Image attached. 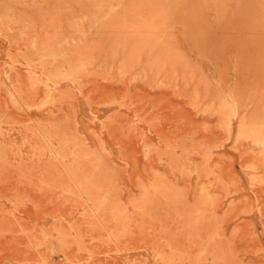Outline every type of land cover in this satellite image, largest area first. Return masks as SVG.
<instances>
[{
  "label": "rangeland",
  "instance_id": "374dc122",
  "mask_svg": "<svg viewBox=\"0 0 264 264\" xmlns=\"http://www.w3.org/2000/svg\"><path fill=\"white\" fill-rule=\"evenodd\" d=\"M263 137L264 0H0V264H264Z\"/></svg>",
  "mask_w": 264,
  "mask_h": 264
},
{
  "label": "bare ground",
  "instance_id": "6f19581e",
  "mask_svg": "<svg viewBox=\"0 0 264 264\" xmlns=\"http://www.w3.org/2000/svg\"><path fill=\"white\" fill-rule=\"evenodd\" d=\"M143 2V1H142ZM159 2V1H158ZM113 4V3H112ZM121 4H122V2H121ZM150 4H152V3H150ZM142 12V11H141ZM146 12V11H145ZM135 21V20H134ZM145 28L146 29H152V26L151 25H146L145 26ZM227 116H229V113L227 114ZM252 138V137H251ZM252 143H254L256 146H258V147H262V148H264V137L263 138H261V139H257V138H253L252 140ZM260 153V152H259ZM260 157V156H259ZM255 161V160H254ZM257 162V161H256ZM260 163V162H259ZM262 164V163H261Z\"/></svg>",
  "mask_w": 264,
  "mask_h": 264
}]
</instances>
